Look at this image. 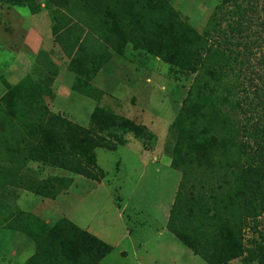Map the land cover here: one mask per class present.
<instances>
[{
    "label": "trees",
    "instance_id": "obj_1",
    "mask_svg": "<svg viewBox=\"0 0 264 264\" xmlns=\"http://www.w3.org/2000/svg\"><path fill=\"white\" fill-rule=\"evenodd\" d=\"M30 2L51 6L52 41L74 75L75 93L100 100L103 90L92 81L112 51L127 43L194 74L170 126V167L181 177L166 229L207 264L240 257L264 264V245L253 237L244 242V230L257 229L264 213V123L249 115L251 99L243 107L241 61L233 47L216 40L224 34L221 20L211 21L197 34L188 31L169 4L154 0H0L19 7ZM234 27L228 25L232 36ZM59 69L52 50L41 48L31 71L17 83L0 77L6 87L0 97V190L10 187L56 199L72 186L75 175L104 179L97 148L115 151L125 144L122 134L128 132L142 139L145 148L155 138L146 125L100 108L91 113L87 127L53 112L45 96L53 95ZM237 108L247 123L234 117ZM29 162L71 175L39 179L25 171ZM4 211L0 199V213ZM11 220L15 230L34 242L26 264H102L112 250L64 217L53 224L34 214L26 221L17 216Z\"/></svg>",
    "mask_w": 264,
    "mask_h": 264
},
{
    "label": "rangeland",
    "instance_id": "obj_2",
    "mask_svg": "<svg viewBox=\"0 0 264 264\" xmlns=\"http://www.w3.org/2000/svg\"><path fill=\"white\" fill-rule=\"evenodd\" d=\"M154 1L169 4L190 33L201 34L211 21L221 20L219 29L225 35L216 40L233 47L241 61L237 64L241 70L240 86L245 88L239 93L245 96L243 107L251 99L249 115L264 123V0H235V5L229 0ZM50 8L43 2L21 7L0 4V77L14 85L31 71L35 56L32 43L36 50H52V58L60 69L51 87L53 95L46 93L45 101L53 112L87 127L91 113L100 108L146 125L155 138L145 148L142 139L128 132L122 134L125 144L115 151L97 148V165L105 172L104 179L98 182L75 175V187L62 192L57 200L10 187L0 190L5 210L0 213V264H5L13 251L18 256L32 252L34 242L12 227L11 218L17 216L26 221L33 214L48 224L65 217L109 244L112 250L102 259L103 264H207L166 229V217L181 177L169 165L170 126L194 74L127 43L112 51L111 58L92 81L103 90L100 100L75 93L71 90L74 75L66 70L67 60L52 41ZM221 15L226 19L222 20ZM230 23L236 25L235 36L228 28ZM34 29L39 36L33 35ZM5 91L0 80V97ZM234 117L242 123L248 121L240 108L234 111ZM25 171L39 179L71 175L36 162H29ZM251 237L264 245V213L257 229L244 230V242ZM256 243L251 245L253 250ZM226 264L257 261L240 257Z\"/></svg>",
    "mask_w": 264,
    "mask_h": 264
},
{
    "label": "crops",
    "instance_id": "obj_3",
    "mask_svg": "<svg viewBox=\"0 0 264 264\" xmlns=\"http://www.w3.org/2000/svg\"><path fill=\"white\" fill-rule=\"evenodd\" d=\"M46 31V30H45ZM33 35L34 36H39L40 35V33L37 31V30H35L34 29V31H33ZM35 45L36 44H31L30 46H31V50L33 51V53L36 55V53L41 49L39 46H37V47H39V48H37V50L35 49ZM35 57V56H34ZM34 63V62H33ZM28 74V73H27ZM26 75V74H25ZM25 75H23V76H25ZM7 80V79H6ZM8 81V80H7ZM140 156H142V155H140ZM144 159L147 161L148 160V158L147 157H144ZM169 165H170V162H169ZM168 165V166H169ZM178 172V171H177ZM176 173V172H175ZM178 173H180V172H178ZM177 175L178 174H174V177H177ZM101 182V181H100ZM75 183H76V180L74 179V183L72 184V186L68 189V192H70V191H72V189L75 187ZM57 199H59V196L56 198V199H54V200H57ZM35 215V214H34ZM62 218V217H61ZM65 218V217H64ZM166 222H167V217H166ZM34 251H35V247L32 249V252L31 253H28L27 255H25L23 252H21L20 253V255L18 256V254H17V252L16 251H13L10 255V258L7 260V262L5 263V264H26V261L33 255V253H34ZM16 253V254H15ZM21 255H25V256H21ZM101 263H102V261H101ZM3 264V263H2ZM103 264V263H102Z\"/></svg>",
    "mask_w": 264,
    "mask_h": 264
}]
</instances>
